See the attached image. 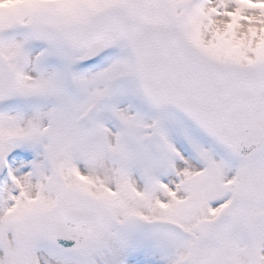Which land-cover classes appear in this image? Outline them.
Instances as JSON below:
<instances>
[{
    "label": "snow or ice",
    "instance_id": "snow-or-ice-1",
    "mask_svg": "<svg viewBox=\"0 0 264 264\" xmlns=\"http://www.w3.org/2000/svg\"><path fill=\"white\" fill-rule=\"evenodd\" d=\"M0 264H264V0H0Z\"/></svg>",
    "mask_w": 264,
    "mask_h": 264
}]
</instances>
